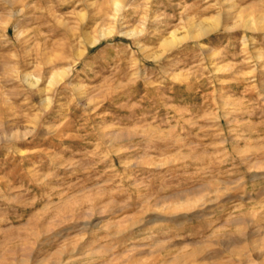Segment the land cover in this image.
<instances>
[{
	"label": "rangeland",
	"instance_id": "obj_1",
	"mask_svg": "<svg viewBox=\"0 0 264 264\" xmlns=\"http://www.w3.org/2000/svg\"><path fill=\"white\" fill-rule=\"evenodd\" d=\"M263 18L264 0H0V264H264Z\"/></svg>",
	"mask_w": 264,
	"mask_h": 264
},
{
	"label": "bare ground",
	"instance_id": "obj_2",
	"mask_svg": "<svg viewBox=\"0 0 264 264\" xmlns=\"http://www.w3.org/2000/svg\"><path fill=\"white\" fill-rule=\"evenodd\" d=\"M114 4L117 6L118 2H114ZM119 6V5H118ZM116 9V8H115ZM251 18V17H250ZM246 20V22L244 23L247 27L254 29V23L252 20ZM262 19V18H261ZM264 19V18H263ZM262 21V20H261ZM220 18L217 16L215 19L213 20H204L201 21L200 23H194L196 25L193 26V28H190L191 31H185V32H179L178 30H174L170 33L169 36L165 37L162 41V46H163V51H166L165 49L174 46L175 44H177L178 42L185 40L187 38H189L190 36H193L195 38H200L206 34H208L210 31L217 29V27L220 25ZM243 22V21H242ZM238 24V23H236ZM243 24V25H244ZM244 25V26H245ZM256 26V25H255ZM261 26V24H260ZM262 27H264L263 23H262ZM106 31L102 32V36L105 34ZM90 39V43L91 45L95 44L98 42L97 38L92 37L91 35L89 36ZM162 51V52H163ZM84 52L82 50H79L76 53V60L77 58H79ZM164 53V52H163ZM76 60L74 62H76ZM72 65L66 66L60 70H57L55 72L52 73V75L50 76L49 80H48V84H54L58 81H60L63 77H65L68 73L69 70L71 69ZM69 76V75H68ZM26 78L29 82L30 85H36L39 81L38 77H35L34 75L31 74H27ZM41 80V79H40ZM42 81V80H41ZM80 85V84H78ZM77 85V86H78ZM47 91V90H46ZM45 91V92H46ZM44 92V93H45ZM51 92V91H50ZM48 93V92H47ZM46 93V98L43 101L45 104L50 102L49 101V95ZM49 104V103H48ZM47 105V104H46ZM15 133V132H14ZM13 133V134H14ZM18 134V132H17ZM16 135V133H15Z\"/></svg>",
	"mask_w": 264,
	"mask_h": 264
}]
</instances>
